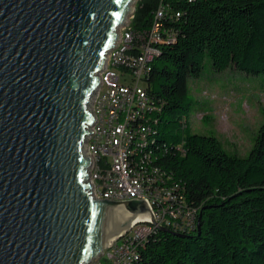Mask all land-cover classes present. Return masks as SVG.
<instances>
[{
    "label": "water",
    "instance_id": "obj_1",
    "mask_svg": "<svg viewBox=\"0 0 264 264\" xmlns=\"http://www.w3.org/2000/svg\"><path fill=\"white\" fill-rule=\"evenodd\" d=\"M136 1L0 0V264H89L133 225H154L133 219L152 216L145 202L94 195L84 149Z\"/></svg>",
    "mask_w": 264,
    "mask_h": 264
},
{
    "label": "trees",
    "instance_id": "obj_2",
    "mask_svg": "<svg viewBox=\"0 0 264 264\" xmlns=\"http://www.w3.org/2000/svg\"><path fill=\"white\" fill-rule=\"evenodd\" d=\"M160 1H136L135 30L150 28ZM163 24L172 41L158 48L145 79L157 120L151 128L165 146L157 147L158 164L183 182L202 228L158 229L137 264H264V124L247 156L213 132L180 136L197 104L189 80L207 60L216 72L264 73V0H174Z\"/></svg>",
    "mask_w": 264,
    "mask_h": 264
},
{
    "label": "built area",
    "instance_id": "obj_3",
    "mask_svg": "<svg viewBox=\"0 0 264 264\" xmlns=\"http://www.w3.org/2000/svg\"><path fill=\"white\" fill-rule=\"evenodd\" d=\"M174 0H161L149 29L132 27L133 13L118 30L115 46L107 54L105 68L100 72L101 83L93 96L90 110L93 123L84 143L92 160L90 180L98 199L145 202L152 216L133 225L123 236L89 264H133L139 258L142 238L161 228H177L191 232L197 228L200 209L188 206L173 186L162 184L156 177H135L140 170L133 149L142 139L146 122L150 121L152 104H148L144 72L150 64L151 50L172 41V32L165 33L163 19ZM181 13H175L179 18ZM143 116V123H135ZM165 148V146H163ZM123 153H131L130 168H123ZM162 187H171L172 195H162Z\"/></svg>",
    "mask_w": 264,
    "mask_h": 264
},
{
    "label": "rangeland",
    "instance_id": "obj_4",
    "mask_svg": "<svg viewBox=\"0 0 264 264\" xmlns=\"http://www.w3.org/2000/svg\"><path fill=\"white\" fill-rule=\"evenodd\" d=\"M189 84L197 104L188 116V126L180 131L181 138L213 132L226 149L247 156L264 124V73L234 67L216 72L207 60L201 76Z\"/></svg>",
    "mask_w": 264,
    "mask_h": 264
},
{
    "label": "bare ground",
    "instance_id": "obj_5",
    "mask_svg": "<svg viewBox=\"0 0 264 264\" xmlns=\"http://www.w3.org/2000/svg\"><path fill=\"white\" fill-rule=\"evenodd\" d=\"M159 49L151 50V57H150V64L146 67L144 72V82L146 84V77L150 71L151 64L156 59V56L159 55ZM148 104L149 97H148ZM155 106L152 104L151 107V115L154 114ZM135 123H143V116H135ZM151 123H157L155 117L150 118L149 122H146V129L144 135H142V139H138L136 142V149H133V158H136V163H138L140 170H135V177H156L158 175V180L162 182L164 185L173 186V193H178L181 195V199L184 202H187V196L185 195V188L183 182L177 181L174 179L173 175L165 170L158 164L159 154L162 151H158L157 147H160L161 150H165L163 145L157 144V139L155 137V129L151 128ZM130 160H131V153H123V168H130ZM160 161V160H159ZM162 195H172V188L171 187H162ZM194 209H198L197 207L191 206ZM124 217H130V215L125 211ZM146 214L141 213L137 214L133 219H140L145 218ZM175 231L184 232V230H180L177 228H170ZM155 232H149L145 238H142V246H145L147 240L154 234ZM139 258L133 262V264H137Z\"/></svg>",
    "mask_w": 264,
    "mask_h": 264
}]
</instances>
